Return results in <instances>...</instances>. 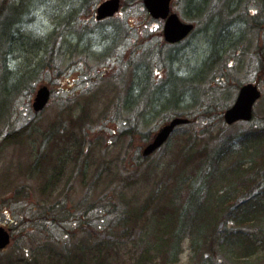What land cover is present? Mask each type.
<instances>
[{"label": "rangeland", "instance_id": "obj_1", "mask_svg": "<svg viewBox=\"0 0 264 264\" xmlns=\"http://www.w3.org/2000/svg\"><path fill=\"white\" fill-rule=\"evenodd\" d=\"M133 1L123 0V11L103 23H96L93 13H88L81 20L83 27L78 23L71 25L72 34L71 31L67 33L70 30L67 27H60V31L65 28V40L74 44L83 39L86 44L94 45L98 44V39L115 36L121 45L114 50H107L110 55L106 59L83 58L86 57L84 50L79 49L73 54V48L65 45V57L72 59L61 64L60 73L47 68L34 86L12 92L9 99L11 119L8 121L6 117L0 123V225L13 228V241L6 250L0 252V264H47L49 257L52 259L55 253L64 250L63 244L46 243L49 231L43 226L44 221L38 220L43 211L37 214L33 212L34 208L40 206L42 210L48 211L59 202L64 204L63 208L55 213L79 216L101 196L108 194L110 199L113 193L114 201L124 210H138L157 193L159 200L147 217V226L135 236L119 238L107 230L95 237L78 233L74 240L76 245L83 246V250L73 254L79 256L82 264H216L210 254H223V247L219 246L218 241L213 242V237L207 238L205 235V239H202L205 233L200 235L196 247L191 238L186 237L180 248L173 251L176 235L173 225L177 222V216L170 213L182 209L192 192L203 184L210 187L218 184L222 189L229 184L223 181L218 183L213 178L203 181L200 178L204 174L202 160L185 164L192 150L187 151L184 145L188 144L192 132L203 130L202 113L213 106L211 115L218 114L220 118L213 123L212 138L195 148L196 159L202 157L206 147L210 146L208 153H212L216 147L222 146L223 139H233L240 130L247 128L246 123L230 127L224 121V113L234 104L244 84H257L262 92L254 108L252 123L256 127L264 126V22L259 19L261 15H256L262 6L261 0H257L259 5H255L256 0H206L216 4L217 11L231 12L228 17L222 18V22L219 20L222 25L231 28L230 33L224 32L226 37L222 42L211 36L204 40L202 30H198L201 23L205 22L204 18L188 10L187 0H174L173 11L183 21L193 23L197 33L195 39L192 36L181 45L164 47L165 53H168L165 55L168 66L171 62L168 57L171 55L176 62L169 68L159 65L156 55L150 51L152 45L158 48L161 42H165L161 33L163 22L149 18L145 8L133 6ZM193 1L199 3L203 0ZM213 12L215 20L221 18V14L213 10L207 13L208 16L213 18ZM59 15L43 12L35 24L22 29L20 41L28 44L34 38L42 39L53 28ZM28 35L34 38L31 40ZM253 37L256 41L250 44L248 39ZM20 43H16L15 51L6 59L11 67L17 68L15 78L25 76L26 65L33 64L32 49L27 53L28 46L23 47ZM163 45L167 46L165 43ZM218 47L225 60L213 67L215 62L211 58L208 61V72L211 74L203 82L199 79L205 72L203 63L214 54L213 51L218 52ZM99 52V55L104 53ZM231 58L235 62L232 67H228ZM129 61L135 62L132 67H139L142 73L135 82H139V86L144 85L145 77L152 78L153 82L149 80V84L154 89L158 84L165 85L170 71V79L175 78L172 83L165 85L166 88L175 83L178 75L187 74L197 78L195 82L186 80L180 83L176 80L173 88L179 101L185 103V106L178 105L177 113L192 122L178 127L169 142L146 162H141V158L138 162L137 153H142L162 126L167 124L164 121L167 118L155 112L148 125H144L142 120L141 127L136 126L137 130L133 126L126 130L121 128L117 101L119 94L123 93L120 91L121 86L126 91L131 85L123 80L121 65L123 67ZM194 67H199V78L193 74ZM1 71L0 62V77ZM131 72L132 69L127 75L130 76ZM218 75L222 77L215 79ZM14 84L15 80H12L11 88ZM42 85L50 86L53 96L48 107L36 113L32 105ZM140 89L138 85L134 86L132 95L145 94H136ZM79 93L80 96L75 97ZM167 93H159L161 99L155 97L152 107L159 109L163 103L168 105L170 99L162 100ZM152 95L156 96L157 93ZM122 107L133 109L134 106L132 102L124 100ZM124 116L126 118L127 113ZM127 131H130L129 135ZM236 160L238 158L232 159V162ZM43 217L46 218V215ZM99 217L100 214L96 212L90 215L92 219ZM21 218L25 219L24 224ZM107 220L109 224L111 219ZM224 227L220 220L218 229ZM229 254L221 259V264H234ZM246 261H249L247 264H264V253Z\"/></svg>", "mask_w": 264, "mask_h": 264}, {"label": "trees", "instance_id": "obj_2", "mask_svg": "<svg viewBox=\"0 0 264 264\" xmlns=\"http://www.w3.org/2000/svg\"><path fill=\"white\" fill-rule=\"evenodd\" d=\"M102 1L104 0H72L62 4L59 3L57 7L52 9L46 6L42 7L41 3H37V0H0V62L2 68L0 77L1 110L11 111L9 99L13 91H21L22 87L27 86V88H31L34 86L47 68L60 73L61 64L65 60L72 59V57L68 59L65 57L64 50L66 48H64V41H60L61 36L55 41V30L59 31L61 27L56 18L55 25L53 28L49 29L45 37L38 39L34 38L33 35H28L31 40L32 38H34V40L28 44L21 42L20 45L23 47L28 46V50H26L27 53H30L32 49L31 56L36 68H33V64L32 66L26 65V70L23 74L25 76L15 78V70L17 68L11 67L6 59L8 55L15 51L13 44L14 39L16 37L22 39L19 37L20 33L16 31L19 28L22 31L24 25L22 22L19 23V21H17L16 16L23 14L29 17L31 14H36L39 17L43 12L50 15L53 13L69 12L72 16L68 18L70 20L75 19L72 24L77 22L83 27L84 24L81 20L87 17L88 13L94 14ZM201 2L210 3L206 0ZM191 3H195V1L187 0L186 7H190ZM259 4L260 3L256 0L255 5ZM132 5H140L144 8L142 0H134ZM261 5L260 9H258V14L264 15V0H261ZM203 8H205L204 4H195L193 13L198 17H206L205 23L210 21L214 22L215 18L208 16ZM147 16L150 18L149 15ZM154 32L156 31H150V33ZM111 38L114 40L116 39L113 35ZM80 42L86 44V41L83 39H81ZM128 42L132 43L133 41L129 40ZM85 47H87V44ZM159 48V52L156 54V58L158 59L157 63L159 62L162 63V66H167L162 56L163 47L159 46ZM219 48L220 47L216 48L218 52H216V50L213 51L214 54L208 56L209 59L203 63L205 72H203L204 75L202 78H199V75H201L198 69L199 67H194L193 74L201 81L204 82L211 74L207 71V69L210 68L208 61L211 58L213 62H215L213 67L225 60L223 58L224 55L220 54ZM44 50H47L46 54H44ZM169 59H171L172 66L176 64L173 60V55H171ZM232 64H234V61L231 58L228 65ZM129 66L132 67V65ZM214 72L215 71L212 73ZM30 73L33 74L32 78L26 76ZM171 75L172 71H170L169 80L166 81V84H170L174 81L175 76L172 80L170 79ZM177 79L183 82L186 80L195 82L197 80V78H191L187 74L180 77L176 76V80ZM223 79H225V77ZM12 80H15L13 88H11L10 85ZM175 83L167 88L165 87L166 84H159L157 86L158 92L156 96H151V93L133 96L132 93H128L127 101L133 103V109L136 108L134 111H140V119L137 121L128 119L127 121L133 123L134 126H141V120H143V122L148 125L153 120L150 118L155 116V112H157V114H162V116L166 118L181 116V114L177 113V108L179 107L178 105L185 106V103L183 100L179 101L178 94L174 93L175 89L173 88H175ZM159 86L160 88L158 90ZM166 92L168 93L163 96L162 100L170 99V102H173L171 104L169 102L168 105H165L162 101L163 104L159 109H155V106L152 107V102L159 97V93ZM138 93L142 92L139 91ZM4 97L6 98L5 100H3ZM138 104L141 105L137 108ZM167 111L169 112L167 113ZM212 112L213 106L202 113L204 116V120H202L203 130L198 132L195 130L192 132L188 144L184 145V147H187V151L188 149L192 150V154L188 157L185 164L189 165L195 160L199 163L202 160V171L204 174H201L200 178H202L203 181L213 178L218 180V183L223 181L225 183L229 182V184L226 185L224 189H222V186H217L218 184L212 187L203 184L201 187L199 186L200 189L197 188L192 192V196L189 201L182 206V209L170 213L172 216H177V222L173 225L176 228L173 251L180 248L182 241L186 237H190L193 246L196 247L200 235L205 233L202 239H205V235L207 238L213 237V242L218 241L219 246L224 249L221 256L210 254L213 255V260L216 264H221V259L228 256L226 255L228 253H230L229 255L232 257H234L235 254L234 264H247L249 261H246V259L253 260L261 253H264V126L256 127L252 122L247 123V128L240 130L238 135L233 139H223L221 142L222 146L219 148L216 147L215 151L212 153H208V148L210 146L206 147V150L202 152V157L196 159L197 151H194L195 148L202 142L206 144L207 139L212 138L213 123L217 118H220L218 114L211 115ZM21 132L23 133V131ZM235 158H238V160L232 162V159ZM138 162H140V159ZM141 162L146 161L142 159ZM113 195L114 193L110 195V199L108 194L101 196L88 211L83 215H79L78 218H74L76 220L75 223H69V217H67L65 212L55 213L58 209L62 210V205H64L62 203L57 202L50 207V210H44L42 212L38 220L44 221L43 226L49 231L46 243L50 242L49 244L53 245L63 244L64 249L60 253H55L52 259L49 257V262H47V264H74L78 261L79 256L73 254V252L77 250H83V246L81 244L76 245L77 243H75L74 240L78 233H88L90 237H95L101 231L107 230L117 235L119 238L135 236L139 230L147 226V217L159 200V193H157L156 195L158 198H155V195L146 201L138 210L132 211L131 209L124 210L121 205L114 201ZM41 210L39 206L38 208H34L33 212L38 214ZM180 211L181 214L178 215ZM92 212H96L97 215L100 214V219H87L88 215H92ZM44 215H46V218L43 217ZM72 216L74 217L75 214ZM108 218L111 219L109 224ZM21 220L24 224L25 219L21 218ZM220 220L225 226L223 229H218ZM68 230L70 231L69 233H67ZM66 240L68 241L65 242ZM77 264H82V261L79 260Z\"/></svg>", "mask_w": 264, "mask_h": 264}, {"label": "water", "instance_id": "obj_3", "mask_svg": "<svg viewBox=\"0 0 264 264\" xmlns=\"http://www.w3.org/2000/svg\"><path fill=\"white\" fill-rule=\"evenodd\" d=\"M172 0H144V5L147 11L155 19L166 20L164 27V35L166 41L177 43L183 40L193 30L194 26L183 23L177 14H171ZM121 0H106L97 9L96 19L98 21L113 17L120 11ZM51 92L48 87L44 86L37 92L34 109L36 112L42 111L50 98ZM261 92L258 87L253 84H248L241 88L236 102L229 108L224 115V119L228 125H233L238 121H251L254 115V106L260 99ZM188 123V120L175 119L170 125L160 131L155 138V141L149 145L144 151V156H149L159 149L173 133L174 129ZM11 241L9 232L0 227V249L6 248Z\"/></svg>", "mask_w": 264, "mask_h": 264}, {"label": "bare ground", "instance_id": "obj_4", "mask_svg": "<svg viewBox=\"0 0 264 264\" xmlns=\"http://www.w3.org/2000/svg\"><path fill=\"white\" fill-rule=\"evenodd\" d=\"M67 1H72V0H37V3H41V6L42 7H45L46 6L48 8H52L53 9V8L57 7V5H59V3L62 4V3L67 2ZM142 2H143V6H145L144 5V0H142ZM195 4H202V5L204 4L205 5V8H203V10L206 13H208V14H210L211 10L217 12V14H219V13L221 14V18L220 19H216L215 22L210 21V22H206V23L205 22L204 23H201V26L199 27L198 30H202L201 34L204 36V40L207 39V38H209V36H211L212 39H218V40H220L222 42V40L225 39V37H226V36H224V32L230 33V31H231L230 30L231 28L228 25H226V24H223L222 25V23H220V21H219V20H221V22H222V18L223 17H228V16H225L224 15V13H223L224 10L223 11L222 10L217 11L216 4L213 5L211 3H204V2L191 3L190 7H187L188 10L194 11ZM188 10H186V12L191 13ZM212 15L214 16V18L216 17L215 14H214V12L212 13ZM69 16H72V14L69 13V12H62V13H60L59 18H58V22L60 23V26L67 27L68 29H70V30H67V33L69 31H71V24L75 20V19L70 20L68 18ZM16 18H17V21H19V23H21V22L23 23L24 28L35 24L36 21L38 20V16L36 14H31L29 17H28V15H23L22 14V15L16 16ZM74 24L76 25L77 22H75ZM213 26H216V27H213ZM64 30H65V28H63L62 31H60V29H59V31L55 30V32H56L55 41L58 40L60 38V36H61L60 41H64L65 45H69V46H71L73 48V50H72L71 53L75 54L74 52L79 51V49L81 51L84 50L83 52L86 55V57L85 56H82L83 58H87V59L95 58V59H97L99 61H102V60L106 59L107 56L110 55L109 53H110L111 49L114 50L116 47H118V45H121V43H118L116 41V39L114 40V39L111 38V36H109V37L107 36V37H103V39H100V40L98 39L97 40V41H99L98 44H95L94 43V45H91V44L88 43L87 44V47H85L86 44L85 43H82V42L77 43V44H74L72 42H69L68 40L66 41L65 40V36L63 35ZM16 32L20 33L21 32L20 28ZM191 32H192V34L188 36V39L192 38V36L195 39V35L197 33V29H196V26L195 25H194V28H193V30ZM71 34H72V31H71ZM238 38L240 39V37H238ZM248 40H249L250 44H252V43H254V41H256L255 37H253L252 39L250 38ZM20 42H21L20 39L18 37H16L14 39V43H13L14 44V48H16V46H15L16 43L19 44ZM214 42H215V44H217L216 43V40ZM222 44H224V42ZM82 45H84L85 48L83 47L81 49ZM97 46H98V48H96ZM96 50L97 51L98 50L101 51V52L98 51L99 53H102V52H104V53H102V54L99 55L98 52H95ZM107 50H110V51H107ZM46 53H47V50H44V54H46ZM33 68H36L35 63H33ZM121 68L123 70L122 65H121ZM131 69H132V72H131L130 76H128L127 74L129 73V71ZM141 74L142 73H141L139 67L136 68V66H134V67H131V68L127 69V70H123V75H124L123 80H125L126 78H132L136 82V80L140 78ZM26 76L32 78L33 74L30 73V74H27ZM149 80L153 82L152 78L151 79H147L145 77V83H144L143 86H139L140 85L139 82H137V84L135 83V86L138 85V87H141L140 91L142 93H155L156 92V89H154V86L152 87L151 84H149ZM177 81L180 82V83L183 82L180 79H177ZM117 84H118V82H117ZM90 87H92V86H90ZM88 90L90 91V90H92V88L91 89H88ZM133 90H134V88L127 87V89L125 91L124 87L121 86V90L120 91H123V92H126V93H132ZM139 112L140 111H138V110L131 111L130 112L132 121H137V120L140 119ZM11 116H12V112L11 111H6V110H1L0 109V123L6 117H8V121H9L11 119ZM233 261L235 263L234 257H233Z\"/></svg>", "mask_w": 264, "mask_h": 264}, {"label": "flooded vegetation", "instance_id": "obj_5", "mask_svg": "<svg viewBox=\"0 0 264 264\" xmlns=\"http://www.w3.org/2000/svg\"><path fill=\"white\" fill-rule=\"evenodd\" d=\"M161 33H162V32H161ZM162 35H163V34H162ZM183 42H184V41H182V42L180 43V45L183 44ZM167 45H169V46H175V45H171V44H167Z\"/></svg>", "mask_w": 264, "mask_h": 264}]
</instances>
